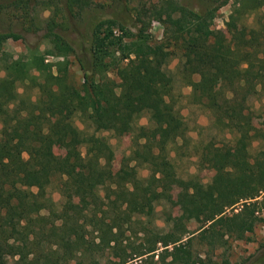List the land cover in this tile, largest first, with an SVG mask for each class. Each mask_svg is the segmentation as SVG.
Segmentation results:
<instances>
[{"label":"trees","instance_id":"16d2710c","mask_svg":"<svg viewBox=\"0 0 264 264\" xmlns=\"http://www.w3.org/2000/svg\"><path fill=\"white\" fill-rule=\"evenodd\" d=\"M64 1L70 10H83L94 0ZM211 1L214 6L199 12L181 0H138L132 9L140 28L130 41L124 24L101 20L89 53L78 57L90 94L84 102L81 91L65 75L54 74L44 57L4 62L8 74L0 77V264H134L138 259L143 264H197L203 260L195 250L198 238L215 249L228 237L246 238L264 221V195L259 200L264 192V148L253 160L248 149L256 130L248 99L264 90V0ZM230 2L228 30L212 27L215 12ZM255 12L245 34L239 23ZM155 19L165 27L160 42L146 34ZM57 26L54 18L48 19L44 37L63 55L73 48ZM5 39L0 34V44ZM175 54L194 102L215 112L223 128L239 133L241 151L234 157L225 147L203 149L201 163L221 168L208 184L197 177L181 182L167 169V160H157V169L146 178L137 176L135 166L115 177L101 162V150L89 146L83 152L81 146L90 138L70 118L72 110L96 131L124 134L133 128L135 99L147 97L162 139L165 134L178 136L181 121L172 98L173 78L165 69ZM29 63L42 80L32 75ZM110 71H116L119 82ZM19 81L38 88L34 99L18 91ZM56 144L69 149L65 159L57 156ZM135 153L141 157L139 150ZM145 153V161L158 158L152 149ZM54 177L60 178L62 195L77 198L81 211L68 204L56 206L48 192ZM179 184L183 186L174 201ZM162 201L180 205L202 226L187 239L179 228H157L156 207Z\"/></svg>","mask_w":264,"mask_h":264},{"label":"rangeland","instance_id":"374dc122","mask_svg":"<svg viewBox=\"0 0 264 264\" xmlns=\"http://www.w3.org/2000/svg\"><path fill=\"white\" fill-rule=\"evenodd\" d=\"M181 1L199 12L214 6L211 0ZM64 2V0H0V34L6 36L0 44V77L8 74L7 66H4L7 59L31 61L33 56L39 55L51 64L50 69L54 74L65 75V79L81 91L83 95L81 102H84L89 99L90 94L84 84L83 71L78 61L79 55L89 53L96 24L104 19H116L125 25L126 39L128 41L136 39L140 25L135 20L132 8L138 4V0L131 3L125 0H94L91 6L83 10H70ZM231 10L232 2L220 7L215 12L212 27L226 32ZM257 14V12L248 14L239 23L245 34L254 24ZM50 18L58 22L56 31L73 48L64 51L63 55H60L55 45L44 37L47 31L45 26ZM164 29V24L155 19L146 28V34L152 38V42H160L164 38ZM52 51H54L53 54L49 53ZM28 67L32 68L33 76L39 80L43 79L32 63H29ZM165 69L173 78L172 98L181 121L178 136L165 134L162 139L163 136L151 119L149 99L144 97L135 99L134 106L137 108V114L134 117L133 128L132 131L124 134H117L112 130L96 131L84 123L77 111L72 110L70 118L90 138L89 142L83 144L81 148L83 152L89 146L101 150V162L107 163L112 168L115 177L124 175L127 166H135L137 176L146 178L151 175L152 170L157 169L155 166L157 160L160 163L167 160L170 163L167 169L173 171L182 180L181 182L197 177L201 182L208 184L217 177L221 168L206 161L201 163V151L207 146H220L228 148L230 153L237 157L241 151L239 133L223 128L215 112L194 102L192 88L183 76L180 57L177 54L171 56ZM109 76L119 82L116 71H110ZM193 79L198 80L199 75H193ZM30 83L19 81L18 91L23 96L31 95L34 99L38 94V88L30 87L33 84ZM248 109L250 120L256 127L255 136L248 147L249 157L253 160L264 148V90L250 95ZM144 133L148 136H142ZM148 149H152L158 158L150 157V162L145 161L144 155ZM68 150L66 146L60 144L55 146V152L60 159L67 157ZM136 150L141 152V157L136 155ZM53 179L48 192L56 202V206L68 204L73 210L81 211L82 208L77 203L76 197L69 198L62 195L59 188L60 178ZM182 186L183 184L175 186L174 201L178 199L177 192ZM263 195L264 192L259 200ZM156 210L158 213L155 215L154 225L163 231L179 228L187 239L192 232L202 226L199 218L190 217L180 205L162 201L157 204ZM46 212L45 210L44 213ZM228 212L231 213L232 210L229 209ZM195 250L200 253L203 260L207 261L205 263L201 259L202 261H198L197 264H264V221H260L253 231L248 232L246 238L228 237L215 249H210L198 238L195 241ZM134 264H143L142 259H138Z\"/></svg>","mask_w":264,"mask_h":264}]
</instances>
